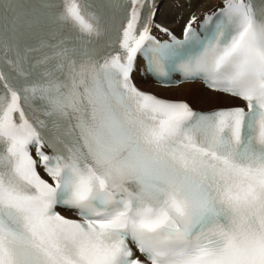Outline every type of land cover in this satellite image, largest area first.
<instances>
[{
    "label": "snow or ice",
    "instance_id": "6c2138e0",
    "mask_svg": "<svg viewBox=\"0 0 264 264\" xmlns=\"http://www.w3.org/2000/svg\"><path fill=\"white\" fill-rule=\"evenodd\" d=\"M160 7L0 0V264H264V0L189 12L179 36ZM69 18L83 34L50 43ZM152 55L188 56L193 79L246 107L140 90Z\"/></svg>",
    "mask_w": 264,
    "mask_h": 264
},
{
    "label": "bare ground",
    "instance_id": "6f19581e",
    "mask_svg": "<svg viewBox=\"0 0 264 264\" xmlns=\"http://www.w3.org/2000/svg\"><path fill=\"white\" fill-rule=\"evenodd\" d=\"M178 3L179 0H161L159 20L165 22L169 28L174 29L180 35L182 25L189 12L195 11L196 15L201 18L222 7L223 0H185L189 6L183 7H178ZM155 34L162 40L167 39L162 33ZM134 82L142 90L152 92L161 98L187 102L194 110L207 111L242 105L236 99L204 89L199 82L181 84L166 89L158 87L143 73L141 64L134 74ZM64 215L74 217L72 213L65 212Z\"/></svg>",
    "mask_w": 264,
    "mask_h": 264
}]
</instances>
